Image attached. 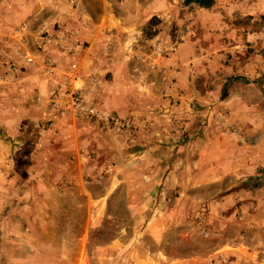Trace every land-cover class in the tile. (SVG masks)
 I'll return each instance as SVG.
<instances>
[{"label": "rangeland", "instance_id": "obj_1", "mask_svg": "<svg viewBox=\"0 0 264 264\" xmlns=\"http://www.w3.org/2000/svg\"><path fill=\"white\" fill-rule=\"evenodd\" d=\"M0 264H264V0H0Z\"/></svg>", "mask_w": 264, "mask_h": 264}, {"label": "crops", "instance_id": "obj_2", "mask_svg": "<svg viewBox=\"0 0 264 264\" xmlns=\"http://www.w3.org/2000/svg\"><path fill=\"white\" fill-rule=\"evenodd\" d=\"M204 15H206V17L203 19H201L200 21L202 22V24L205 25V29H209L208 30V34H212V31L215 30H219L220 28V24L215 20V17H217L218 14H214V12L210 11V12H206ZM201 16V15H200ZM212 22V24H211ZM217 34H219V36H223L224 34L220 31ZM255 47H252V49ZM257 49V48H255ZM235 57H234V62L235 65L231 68L230 71H232L233 69L241 74H243L244 76L248 77V78H255L257 79V71L256 73L253 72V68H255L254 70H256L257 66H256V62H249V59H251L254 55L250 56L251 54H256V51H252V50H247V48H241V44L240 47L235 48L233 50ZM248 56V57H247ZM261 60V59H260ZM258 61V59H257ZM233 100V101H243V98H241V96L238 95H234V93H232L231 97L229 98V100Z\"/></svg>", "mask_w": 264, "mask_h": 264}, {"label": "trees", "instance_id": "obj_3", "mask_svg": "<svg viewBox=\"0 0 264 264\" xmlns=\"http://www.w3.org/2000/svg\"><path fill=\"white\" fill-rule=\"evenodd\" d=\"M187 4H198L202 8H210L212 7L215 3L216 0H185Z\"/></svg>", "mask_w": 264, "mask_h": 264}, {"label": "built area", "instance_id": "obj_4", "mask_svg": "<svg viewBox=\"0 0 264 264\" xmlns=\"http://www.w3.org/2000/svg\"><path fill=\"white\" fill-rule=\"evenodd\" d=\"M78 101H82V100L78 99ZM79 106H80V109H84L85 103L83 104V103L80 102V103H79ZM88 110H89V111L91 110V111H92V114L96 115L95 110H92L91 107H89ZM99 116H100V115H99ZM103 117H107L109 121H114V122L116 121V117H115L114 115H112V114H111V115L108 114V115H106V116L103 115Z\"/></svg>", "mask_w": 264, "mask_h": 264}]
</instances>
